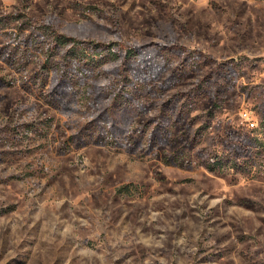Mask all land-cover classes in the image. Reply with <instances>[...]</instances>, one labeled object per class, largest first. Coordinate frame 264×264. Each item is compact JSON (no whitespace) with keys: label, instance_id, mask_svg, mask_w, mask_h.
Listing matches in <instances>:
<instances>
[{"label":"rangeland","instance_id":"1","mask_svg":"<svg viewBox=\"0 0 264 264\" xmlns=\"http://www.w3.org/2000/svg\"><path fill=\"white\" fill-rule=\"evenodd\" d=\"M47 29L150 62L149 110L116 116L122 149L98 120L131 71L84 67L83 101L46 103ZM0 264H264V0H0Z\"/></svg>","mask_w":264,"mask_h":264},{"label":"trees","instance_id":"2","mask_svg":"<svg viewBox=\"0 0 264 264\" xmlns=\"http://www.w3.org/2000/svg\"><path fill=\"white\" fill-rule=\"evenodd\" d=\"M47 32L48 37L52 38L53 49H47H50V51L47 52L46 57L41 63L42 73H40L38 78L35 79V84L37 85V90L39 92L38 97L46 103H52L56 106H59L62 103H66L67 98V103L71 102V95L74 96L73 99L77 103L78 101H83L81 95H83V93H89L85 88L90 89V87L83 82L84 67L98 68L99 65H102L103 67V65H105L108 60L117 62V59H119L122 65H124V67L128 69L127 71H131V75H122V80L124 81H122V83L116 88V93L118 92V94L115 93L112 96L111 94H109L108 96L110 97L108 104L110 107L106 112L107 114H113L112 118H110L109 120H103L102 118L98 120L100 122L98 129L99 142L106 144V139H115L113 143L111 142V144H115L116 148L122 149L123 144L118 142L116 139L132 133L129 129V131L122 129L123 127L121 126V122L116 116H118L119 113H121L123 110H126L127 107L135 109L138 113H144L149 110L150 106H146L143 100H140V98H138V94L135 90V84L139 82V85H145L146 80L156 78V74H152L151 72L153 71V68L150 66V62L146 61L147 67L143 69H139L137 66H135L133 56H135L137 53H142L140 47L119 50L116 52V50L113 48L116 42H107L102 44H95L96 46L93 47V50L94 53H97L94 55H90L85 50H83V46L79 45L78 41L71 38L67 39L64 34L56 32L55 30L47 29ZM31 39L32 38L26 39V43L24 44L26 47H24V45L22 47H17L16 54H18L20 58L24 59L26 56L34 52L33 49L28 50L32 44L30 42L32 41ZM40 40L39 38L36 40L38 42V44L36 45L38 49L43 45L42 41H44ZM117 54H119L120 56H118ZM8 55L10 56V53H8ZM8 62L11 66H14V61L8 59ZM149 71L151 73H149ZM87 73V75H90V72ZM124 83L130 84L132 86L131 90H123L121 88V85ZM157 86L160 87L159 90L162 91V93L167 91V85L160 83ZM152 87H154L152 84L148 85V92L151 91L150 88ZM169 101V104H173L172 108L176 110L177 106L176 104H174L175 102L171 99ZM136 102H139V104H136ZM109 114L107 116H109ZM122 117H124V115ZM132 120L133 122L135 121L134 118H132ZM150 122H153V120H148L142 123L141 129L132 128L133 132H138L139 134L136 137L138 139L130 143V150L135 151L140 146H143L144 133H146V131L148 130V125L150 126ZM165 125L166 123L163 119L158 122L155 128H152L150 130V135L148 137L149 142L147 143V147L149 146L147 149L149 153L153 151L154 147L159 144L161 140H167L166 136L168 131ZM125 131H128V133L122 134Z\"/></svg>","mask_w":264,"mask_h":264},{"label":"built area","instance_id":"3","mask_svg":"<svg viewBox=\"0 0 264 264\" xmlns=\"http://www.w3.org/2000/svg\"><path fill=\"white\" fill-rule=\"evenodd\" d=\"M254 123L253 122H251V125H253Z\"/></svg>","mask_w":264,"mask_h":264}]
</instances>
